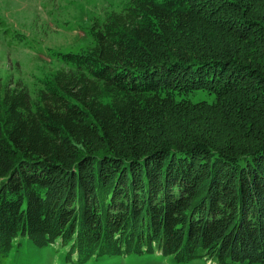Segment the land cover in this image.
<instances>
[{
    "label": "trees",
    "instance_id": "1",
    "mask_svg": "<svg viewBox=\"0 0 264 264\" xmlns=\"http://www.w3.org/2000/svg\"><path fill=\"white\" fill-rule=\"evenodd\" d=\"M91 26L35 94H0V256L264 263V0H125Z\"/></svg>",
    "mask_w": 264,
    "mask_h": 264
},
{
    "label": "rangeland",
    "instance_id": "2",
    "mask_svg": "<svg viewBox=\"0 0 264 264\" xmlns=\"http://www.w3.org/2000/svg\"><path fill=\"white\" fill-rule=\"evenodd\" d=\"M125 0H0V94L7 86L23 81L32 93L45 86L58 69L66 65L62 55L82 52L94 45L92 24L105 14L120 9ZM194 100L200 94L192 96ZM21 244L0 264H264L263 262H226L204 252L178 261L160 250L111 256L92 255L79 261L71 253V243L37 246L20 237Z\"/></svg>",
    "mask_w": 264,
    "mask_h": 264
}]
</instances>
